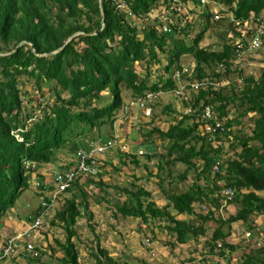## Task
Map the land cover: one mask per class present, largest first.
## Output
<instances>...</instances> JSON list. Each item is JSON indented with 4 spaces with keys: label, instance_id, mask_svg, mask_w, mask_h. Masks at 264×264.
<instances>
[{
    "label": "trees",
    "instance_id": "trees-1",
    "mask_svg": "<svg viewBox=\"0 0 264 264\" xmlns=\"http://www.w3.org/2000/svg\"><path fill=\"white\" fill-rule=\"evenodd\" d=\"M263 11L264 0H0V219L32 185L30 176L43 179V171H49L53 180L55 174L74 172L81 151L118 140L111 132L118 112L130 128L127 116L149 108L142 140L149 153L104 147L94 153L92 172L78 171L55 195L59 205L48 224L59 227L62 236L53 238L55 247L47 245L49 255L60 252L53 256L56 264H81L79 247L87 246L83 254L94 264H129L126 255L121 261L108 256L94 233L91 206L104 201L114 206V222L129 217L144 224L162 221L174 235L165 241L170 249L196 241L206 235L208 224H215L195 256L201 264H230L237 251V264H264V221L255 222L257 216L264 219V30L256 34L255 29L264 22ZM205 37L209 41L202 42ZM254 54L260 55L255 63L262 64L250 66L256 77L247 66L234 64ZM194 80L202 84L189 87ZM178 85L181 96L173 94ZM147 93L157 95L143 110L127 108L132 97ZM206 110L209 115L203 117ZM104 124L110 130L101 134ZM152 136L166 140L163 153L154 151ZM58 151L74 159L61 161ZM113 151L118 152L115 162L109 159ZM176 162L183 169L173 173ZM130 165L142 174L121 184L108 180ZM190 173L189 183L179 189L177 183ZM152 179L164 200L160 206L145 184ZM34 188L49 203L39 201L24 217L26 225L37 228L54 200L51 191ZM225 188L232 191L228 199ZM227 205L234 212L223 217L219 212ZM80 220L93 241L80 239ZM235 221L249 233L232 242ZM16 242L23 251L4 256L2 264L19 258L47 264L39 261L37 246Z\"/></svg>",
    "mask_w": 264,
    "mask_h": 264
},
{
    "label": "rangeland",
    "instance_id": "rangeland-1",
    "mask_svg": "<svg viewBox=\"0 0 264 264\" xmlns=\"http://www.w3.org/2000/svg\"><path fill=\"white\" fill-rule=\"evenodd\" d=\"M264 12V11H263ZM264 16V14H263ZM208 37H205L204 41H209L207 39ZM260 55L254 54L252 55L253 59L248 60L247 62L243 63L240 59L238 61L235 60L234 64L236 66H247V71L251 72L254 77L257 76V72L252 69L250 66L255 65H262L261 63H255L254 57H259ZM136 71H143V69L139 68L138 66H135ZM160 97H164L163 94L160 95ZM124 105L128 103L127 98H122ZM150 109L147 108L146 112L143 111L134 112L133 117L131 114H129L127 117L130 119V128L128 127V123H126V119L124 120L123 116H121V111L117 113V116L115 117V121L113 122L114 130L111 131L112 134L118 136V139L124 140L125 144L129 146L132 150L135 148H138L139 146L144 150L142 140L144 138V134L146 132V129L149 127V125L146 123V116L149 115ZM242 125L244 127H248L249 123L245 121V117L242 118ZM159 122L155 120L154 125H158ZM167 123L163 122L161 124V127H165ZM241 125V126H242ZM239 127V126H238ZM110 130L109 126L107 125H101L99 127V132L101 134H106ZM88 134V133H87ZM96 131L90 132L89 135H95ZM144 135V136H143ZM95 138V137H93ZM153 140V149L154 151L158 153H163V145L165 144L166 140H162L159 138H156L152 136ZM85 142H88L89 140H83ZM136 145V146H134ZM223 145H225L223 143ZM130 149V150H131ZM146 153H149V151L145 150ZM152 151V150H151ZM150 151V152H151ZM115 153H118L117 151H113L111 156H109V159H111L113 162L117 161ZM58 159L60 158L61 161L65 160H71L74 159V156L70 157V153H64L63 151H58L56 154ZM141 158V156H139ZM71 158V159H70ZM60 161V160H59ZM57 161V164L60 163ZM155 159H152L150 163L154 162ZM196 163H198L196 161ZM130 167H121V172L115 173L113 172L111 175V178H109V181H114L116 184H121V182H125L126 180L131 179L132 174L141 175L140 172L142 169L140 168H131ZM48 169V168H47ZM181 169H183V164L180 162H176L172 166V172L176 173L179 172ZM45 175H49V171H43ZM49 172V173H48ZM39 173V170L36 172V174ZM115 173V174H114ZM164 175V174H163ZM190 175H193V173H190L186 180L183 182L177 183V187L179 189H182L184 184H188L191 177ZM173 176V175H172ZM33 176H30L28 180H31ZM107 177H105L106 179ZM168 178H164L162 184L166 185V181ZM135 181V180H134ZM155 180H148L145 181V184L151 188L152 190V198L155 201V204L160 206L164 203V200L162 199V195L159 192V188L157 184L154 182ZM137 183H140L139 181ZM144 184V182H142ZM36 189L33 187V185H29L26 188L22 190V192L19 194L17 199L15 200L12 208L8 209L2 218L0 219V242L3 241V239H7L8 237L12 236H18V240L20 243L23 241L30 243V246H37L39 250L41 251L40 256H38L39 261L47 264H56V260H54L55 255L59 256V251H54L53 256H50V251L47 248V245H52V247H55V244L53 243L54 237H61L62 232L59 227H51L49 226L48 222L52 218L53 212L55 208L58 207L59 202H55L53 205H51L46 211L44 215L41 217V225L37 228H35L32 231H29L28 234H22L25 230H27V225L24 221V217L29 214L39 203V199L36 195ZM112 200V198H110ZM112 202V201H111ZM91 209L94 212V220L96 221V224L94 226V233L98 234L99 236V244L101 246H104V248L107 250L108 256L113 257L115 260L121 261L125 255L127 257V261L129 264H141L139 262L140 259H143L146 264H183L188 261L189 264H201L199 258L195 257L199 255V251L202 250V242L206 238V236H209L211 232V228L215 226V224L207 225L208 229L206 228V235L200 236L196 241L189 240L188 242L184 244H175L172 249L169 248V246L165 243V241H173L174 235L173 233H170L169 231L165 230L162 226L163 222L155 219V220H148L147 223H142L140 220L136 218H123V220H119L118 222H114L111 218V213L114 211V206L111 204H108L107 202L102 201V203L97 206H91ZM227 212L231 213L234 212V208L231 205H227L225 209H222L219 214L223 217L226 216ZM185 216L183 215H176V218H183ZM264 221V219L261 216H257L255 218V222L257 224H260ZM114 224V227H110V223ZM76 227L78 229V232L80 234V239H83L85 242L88 238L89 240H92L93 234L90 233V231L87 229L86 225L83 221H79L76 224ZM230 230H233L232 242L236 241L238 238L243 237L244 226L240 221H235L230 224ZM149 239V245H145V239ZM80 244V242L78 241ZM82 245V244H81ZM149 246L151 249H149ZM84 251H87V246H83V249L79 247V255H82L81 264H94L92 258H90L89 255L86 253L83 254ZM147 252V253H145ZM32 253V251H28L27 254ZM149 253V254H148ZM239 254V252H236ZM237 254H233L231 257L236 258ZM187 257H193L192 261L187 260ZM230 259V264H237L235 259ZM5 262V261H2ZM18 264H25L24 258H19L17 260ZM14 262V264H17Z\"/></svg>",
    "mask_w": 264,
    "mask_h": 264
},
{
    "label": "built area",
    "instance_id": "built-area-1",
    "mask_svg": "<svg viewBox=\"0 0 264 264\" xmlns=\"http://www.w3.org/2000/svg\"><path fill=\"white\" fill-rule=\"evenodd\" d=\"M170 8V7H169ZM179 7L176 8V11L179 12ZM218 15L214 14L213 18L217 19ZM185 19V17L183 18V20ZM255 25V24H254ZM254 27V26H253ZM256 29V34L262 33L264 30V22L258 24V26L255 27ZM256 36V35H255ZM251 45L256 46L257 45V40L256 38H253L251 41ZM239 47H241V45H238ZM178 75V72L174 73V76ZM197 84V83H196ZM196 84H190L191 86H194V88L197 86ZM201 83L198 82V85H200ZM173 94L176 96H181L183 94V92L181 91V87L178 85L177 88H175V90L173 91ZM155 95L157 94H152V93H147L144 97L139 98V97H132L128 103V109H144L146 106V103L148 101H150ZM209 112L206 110L204 112V115H202L203 117L208 116ZM206 130L213 131V128H209L206 126L205 128ZM109 146V148L111 147H118V149L123 152L125 150V146L121 145L120 142L118 140H108L106 141V143L104 145H99L97 142L92 145V147L89 150H83L81 151V157H79V161L76 163V167L77 169L73 172L71 171H65L62 173H58L55 174L53 180H51V175H45L44 173L43 175V179H37V178H32L31 180H29V182L34 186V187H39L40 189H42L45 193L48 191H51V196H50V201H53L55 198V195L59 192H62L65 190V188L67 186L70 185L73 177L75 174L79 172H82L83 174H86V172H92L93 171V167L91 165H95L96 164V156H95V152H99L101 150L104 149V147ZM110 148V149H111ZM138 153H141V149H138L137 151ZM78 155V153H77ZM89 163V165L91 167H88L85 163ZM212 169L216 170V165H212ZM41 172V171H39ZM53 181V182H51ZM49 186H53L52 190H49L48 187ZM39 190V189H38ZM223 193L225 194L226 198L228 199L231 195H232V191L229 188H225L223 189ZM40 203L42 205H49L48 202L45 201L43 194H41L39 197ZM55 201V200H54ZM53 201V202H54ZM36 223L33 224H29V226L27 227V229H33L35 228ZM22 234H27V230H25ZM16 239H18V236H12V237H8L7 239L4 240V242L1 244L0 246V258L7 256V255H16L19 252L23 251V248L21 245H17L16 243ZM20 243V242H19ZM27 250H26V254L28 251H32V249L30 248V246H27Z\"/></svg>",
    "mask_w": 264,
    "mask_h": 264
},
{
    "label": "clouds",
    "instance_id": "clouds-1",
    "mask_svg": "<svg viewBox=\"0 0 264 264\" xmlns=\"http://www.w3.org/2000/svg\"><path fill=\"white\" fill-rule=\"evenodd\" d=\"M174 72H178V71H174ZM178 74H179V72H178ZM198 82L199 83H201L202 84V81L200 82V81H196V80H194L193 82H190L189 83V87H191V88H194V86H191L190 84H196V85H198ZM115 137H117L118 138V136H116V135H114ZM118 141L120 142V144L121 145H124L125 146V148H130L129 146H127L126 144H125V142H124V140H121V139H118ZM144 148V147H143ZM138 149H141V153H138L137 151H138ZM146 149H142L140 146L138 147V148H136L135 150L133 149V151H135L134 153L136 154V155H142V154H144V153H146V151H145ZM111 153V152H110ZM40 167L36 170V172L39 170L40 171ZM44 173V172H43ZM225 195V194H224ZM39 199V198H38ZM40 201V200H39ZM55 203V201L53 202V204ZM52 204V205H53ZM29 225H27V227H28ZM33 229H35V228H33ZM32 229V230H33ZM245 230V229H244ZM248 231L247 230H245L244 232H243V238H247L248 237ZM27 234H28V229H27ZM6 239V238H5ZM146 241H147V239H145ZM4 241H2V242H0V246H1V244L3 243ZM24 242V241H23ZM145 245L146 246H148L149 245V243H147V242H145ZM149 249H150V246H149ZM1 253V252H0ZM149 254V253H148ZM3 258V257H2ZM2 258H0V264H2ZM183 264H189L188 263V261L187 262H185V263H183Z\"/></svg>",
    "mask_w": 264,
    "mask_h": 264
},
{
    "label": "crops",
    "instance_id": "crops-1",
    "mask_svg": "<svg viewBox=\"0 0 264 264\" xmlns=\"http://www.w3.org/2000/svg\"><path fill=\"white\" fill-rule=\"evenodd\" d=\"M145 253H147V252H145Z\"/></svg>",
    "mask_w": 264,
    "mask_h": 264
}]
</instances>
